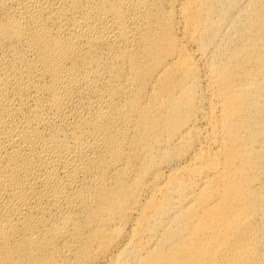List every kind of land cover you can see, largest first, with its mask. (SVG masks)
<instances>
[{
  "label": "bare ground",
  "instance_id": "obj_1",
  "mask_svg": "<svg viewBox=\"0 0 264 264\" xmlns=\"http://www.w3.org/2000/svg\"><path fill=\"white\" fill-rule=\"evenodd\" d=\"M0 264H264V0H0Z\"/></svg>",
  "mask_w": 264,
  "mask_h": 264
}]
</instances>
